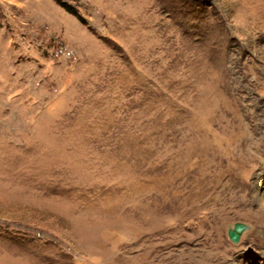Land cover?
I'll list each match as a JSON object with an SVG mask.
<instances>
[{"label":"rangeland","instance_id":"1","mask_svg":"<svg viewBox=\"0 0 264 264\" xmlns=\"http://www.w3.org/2000/svg\"><path fill=\"white\" fill-rule=\"evenodd\" d=\"M263 208L264 0H0V264H264Z\"/></svg>","mask_w":264,"mask_h":264},{"label":"water","instance_id":"2","mask_svg":"<svg viewBox=\"0 0 264 264\" xmlns=\"http://www.w3.org/2000/svg\"><path fill=\"white\" fill-rule=\"evenodd\" d=\"M246 224L242 222L235 223L233 228H230L228 231L229 237L234 241L238 242L242 232L246 229Z\"/></svg>","mask_w":264,"mask_h":264},{"label":"trees","instance_id":"3","mask_svg":"<svg viewBox=\"0 0 264 264\" xmlns=\"http://www.w3.org/2000/svg\"><path fill=\"white\" fill-rule=\"evenodd\" d=\"M70 12L74 13L72 10L69 9Z\"/></svg>","mask_w":264,"mask_h":264},{"label":"bare ground","instance_id":"4","mask_svg":"<svg viewBox=\"0 0 264 264\" xmlns=\"http://www.w3.org/2000/svg\"><path fill=\"white\" fill-rule=\"evenodd\" d=\"M264 209V208H263Z\"/></svg>","mask_w":264,"mask_h":264}]
</instances>
